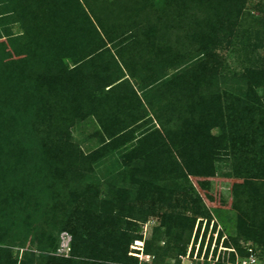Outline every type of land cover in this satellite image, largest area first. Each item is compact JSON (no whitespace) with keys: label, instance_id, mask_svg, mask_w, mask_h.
Instances as JSON below:
<instances>
[{"label":"rangeland","instance_id":"obj_1","mask_svg":"<svg viewBox=\"0 0 264 264\" xmlns=\"http://www.w3.org/2000/svg\"><path fill=\"white\" fill-rule=\"evenodd\" d=\"M79 1L0 0V264H57L53 257H60L53 250L62 232L73 238L74 256L66 258L72 259L70 264H159L134 242L119 249L118 231L141 235L142 241H151L159 253L169 244L163 264H199L193 255L182 261L178 256L180 248L188 252L196 230V245L202 237L204 242L224 239L225 245L237 247L252 230V221L249 219V228L240 223L245 215L235 195L245 180L251 184L244 197L264 189V135L259 133L254 140L238 136L235 147L234 143L229 147V140L236 136L229 124L224 126L228 142L209 158L200 159L199 152L205 146L198 145L181 161L177 149L183 147L180 132L164 131L155 117L169 115L166 108L170 101H158L156 88L171 81L189 66L186 64L203 61L207 71L199 67L197 74L206 81L202 85L206 94L213 90V96L221 97L225 114L227 103L234 107L240 99L247 101L249 91L261 96L264 0L214 2L212 14L195 24L193 35L195 40L196 36L201 39L195 42V51L179 59L166 56L153 88L155 80L149 79L147 68L131 61H137L151 44L167 46L168 38L159 31L162 22L167 26L173 20L165 13L174 16L175 9L169 7L176 2L103 0L145 8L142 18L149 22L135 29L140 40H148L145 46L133 43L131 35H111L113 42L103 36L106 41L101 43L82 11L71 3ZM152 31H158L155 37ZM104 45L107 49L101 57L97 55L95 63L77 67L85 56H95ZM62 70L68 73L66 86L60 87L66 90L68 109L74 107L75 99H90L93 105L86 100L91 107L83 103L74 117L67 113V125L54 128L53 109L48 110L51 105L39 88L55 86L53 77ZM124 75H129L127 81L137 95L125 94L130 91L126 89L119 104L109 103L103 87ZM84 77L89 81L77 94L75 82ZM222 129L213 128L212 135L219 136ZM155 130L162 134L165 148L179 166L164 158L147 162L145 168L136 164L141 154L129 157L140 140ZM117 132H122L117 141L120 145L108 143L109 134ZM48 133L50 140H46ZM143 149L149 154L156 148L146 144ZM247 150L252 155L243 154ZM163 156L157 154V159ZM131 166L146 171L140 183H136ZM252 211L253 217L260 214L256 208ZM105 219L112 223L114 233L107 234L97 225ZM95 237L108 243L102 245L103 253L87 257L86 250Z\"/></svg>","mask_w":264,"mask_h":264},{"label":"trees","instance_id":"obj_2","mask_svg":"<svg viewBox=\"0 0 264 264\" xmlns=\"http://www.w3.org/2000/svg\"><path fill=\"white\" fill-rule=\"evenodd\" d=\"M52 1L53 0H51V2ZM142 1H139L140 6L143 3ZM218 1L226 2L222 0H171L170 1V2H176L171 7H169V9L171 8L175 9L174 16H170L168 13L169 11H166L165 16L174 17V18H172L173 20L167 26L162 24L163 23L162 22L161 25L163 26V28L162 31H159V32H163V34H165V37L168 38L167 46L162 44V46L158 47L154 45L155 43L151 44L152 46L147 49L148 51L143 50L140 52V56H138L137 61L135 60L131 61L137 63L135 66H139V67L144 66L145 68H147L146 72L148 73V75H150L148 76L150 77L149 79L153 78V80H155V84L152 86V88L157 85L156 82L160 78L159 72L163 69L162 65L164 63L163 61L164 58H166V56L168 55L170 56L172 54L175 58L179 59L182 57H187L192 55V52L195 51L194 48L195 42L196 41L199 42V40H201V39L198 40L197 36L195 40V35H193L195 24L199 20L200 21L205 20V19H201L202 16L212 14L214 2H218ZM65 3L70 4V2H65ZM71 3H73L74 7L77 6V8L82 11L83 18L89 21L90 25L92 26V30L96 33L101 43L103 41L105 43L106 41L105 39H107V41L113 42L115 38H112L111 35L114 34L118 36L131 35L133 37L132 38V41H134L133 43L143 44L146 46L148 40L147 39L140 40L139 36L136 35L135 33V29H139L141 24H145V22H149L147 18L146 20L142 18V14L144 12H147L144 10L145 8L143 10H140L136 6V4L133 3L115 2V1L103 2V0H83V2L79 1V2H71ZM220 4L223 5L222 3ZM181 5H182V9L180 8ZM167 8L168 6L165 5V9ZM146 14L147 17H150L149 12ZM152 23L150 22V26L153 27ZM154 26L156 27L155 22H154ZM157 32L152 31L153 37H155ZM103 36L105 37V39L102 38ZM136 36L138 37L136 38ZM129 47L131 46L129 45ZM101 49L103 50H97V52L98 51L99 52L95 56H92L94 54L85 56L83 58V61H80L79 62L80 64H78L77 67L81 65L87 66V63L88 64L95 63L96 60L94 59L97 57V55L98 57H101L104 54L103 51H105V49L107 48L104 45ZM186 65L189 66L184 70H182L180 73L173 76L174 78L171 81H167L163 84L159 83L160 86L159 87L157 86L156 88L157 93H159L158 97L160 95V98L157 99L158 101L161 100L164 101L170 100V101L167 104V108H166L169 112V115L164 117V116H159L157 114V116L155 117L157 119V122L159 123L160 128H162L164 131L171 133L176 131L180 132L182 137L179 138V140L180 142L182 141L181 144L183 145L184 149H182L183 147L182 148L177 147V149H179V154L181 155L180 156L181 161L186 160L185 157L188 150L194 148L195 146L198 147V145L199 147L205 146V148L203 150H200L199 152L200 159L204 160L206 158H209V156L212 153H214L215 150L220 149L221 145H224L225 143L228 142V140H226L227 136L224 134V129H225L224 126L229 124L235 128L234 134L236 135V136L234 135L235 139L232 137L229 140V145H227L229 147L231 146L232 143H234V141L237 140L236 138L238 136H242L244 139L253 138L252 140H254L256 139L257 136H259V133L264 135V129L260 131L261 128H264V90L261 96H259L257 93H253L252 91H249L248 93H246L245 96L247 97L248 100L244 101L240 99L239 105H235L234 107H232L233 105L232 103L230 104L227 103L228 104L227 114H225L222 107L221 97L213 96L215 94L213 90L211 92V95L206 94L205 92L206 88L202 86L206 81L203 80L201 76L197 74L199 67L207 71V68L205 67V62L200 61L194 66H191L190 64H186ZM105 78L106 76L104 77V79ZM128 78L129 75L126 76L124 75L119 77L114 82L111 83L107 82L108 84H106L104 87L109 88L108 90H105V88L103 87L102 91L103 93H105V96H107V100H109V103L116 101L117 104H119V101L125 98L126 96L125 94L137 95V93L133 90V87L130 84V82L127 81ZM66 79H68V73L65 70L64 71L62 70L59 76L53 77V80L56 82L55 86L51 87L46 84L42 89L41 86L39 88L40 91L39 93H41L43 98L45 97L46 99L45 101L51 105L49 106L50 108H48V110L53 109L52 114L54 116L51 120L55 122L53 124L54 128H56V126L60 128L62 123L67 125L68 122L67 113H69V117L70 116L74 117L76 112L78 111L81 112L80 107H83V103H85L86 100L91 106L93 105L92 102H90V99H83L84 102L81 99H75V101L72 104L74 107L71 108L69 106L68 109V105L64 101V97H65L64 92H66V90L64 89L60 90V87L66 86V82H67ZM92 79L94 80V78ZM88 81L89 80L84 77L83 79L81 78L75 82V90L77 91V94L81 91V89L85 87V85H87ZM126 89L128 91L130 89L129 93L123 94L124 90ZM89 104L85 103V105H89ZM96 106L97 105H94V107ZM231 107L234 108V110ZM55 108H61V110L57 111V109ZM226 120L228 121L226 122ZM240 121H242V125L239 127ZM115 122L116 125H119L120 123L119 118ZM215 127L223 128L219 136L212 135V129ZM257 130L259 132H256ZM51 131H54V129H51ZM122 132H117L115 135L109 134L111 141L108 143H115V145H120L119 143H117V141L118 138L121 136L120 134ZM50 137L52 136L50 133H48L46 140H50ZM161 137L162 134L159 131L155 130L154 132H151V134L145 136L143 140H140L141 142L140 144H138L139 146L135 147L128 154L129 157L132 158L135 156L134 158H138V155L141 154L142 156L140 158V162H137L136 163L137 165H145L149 161L158 162L165 158V159H169L173 163V165L175 164L176 166H179L176 164L177 163L176 160L174 159L173 161V159L171 158L170 152L165 148L166 145L165 143H163L164 140ZM59 142L60 141L58 140L57 143L59 144ZM146 144H152L156 149L152 150L151 153L149 154H145L143 146ZM234 145L235 143L233 144V146ZM47 149H49V147ZM234 151L235 149H232V152ZM249 151L248 150L244 151L243 154L250 155L251 153ZM161 153L164 154V156L161 159H157V154L161 155ZM147 166L148 164L145 165V168ZM130 171H132V174L134 175V177H136L135 178L136 183H140L138 181L140 180L142 174L146 175V171H144L143 169L140 170V167L137 169L131 166ZM140 171L142 173H140ZM143 181H145V179H143L141 182ZM241 184L242 185L239 186V189H237V193L235 195L237 196L235 197L236 204H239L241 206V211H243L245 215L244 219L240 218V223L243 225L245 224L249 228L250 227V225L248 224L249 219L252 221V225H251L252 228H250L252 230L246 232L245 241H253L256 243L264 244V189L263 188L259 189L255 191L252 195L244 197L245 192H248L250 190L251 182L245 180L244 183ZM252 208L254 209L256 208L258 212H260V214L257 215L256 213V217L251 216V214H253ZM97 225H99L100 227L102 225V228L106 229L105 231L107 234H112L115 232V230H113L112 228V223L107 219L100 222L98 221ZM191 230H193V227ZM59 235H58L57 243L54 246V250H53L55 252L59 243ZM117 235L121 236V239L116 241L118 245L115 243V245L120 247L119 249H121L122 247H126V245H129L130 242L133 243L135 240L142 238V236L139 234L134 235L126 231L125 232L118 231ZM168 235L170 238H173V236L170 234V231H168ZM175 238L179 239L180 236L179 237L175 236ZM181 240L182 238H180L178 241L180 242ZM234 242L236 244L237 240H235ZM106 243L108 242L107 241L105 242L104 239L102 240L101 243L95 237V241L92 247L86 250V252L88 251L87 257H89L90 255L91 256L96 255L97 253L98 254L103 253L102 245L106 246ZM120 245L123 246L121 247ZM169 246L170 245L168 244L166 248L163 249L160 248V250H162V253H159L153 248L152 242L148 241L144 243L143 252L145 253V255L153 256L154 262L163 264L165 254L171 249ZM72 248H73L72 256H74L73 243H72ZM186 251L187 248L183 250H181L180 248L178 251V256H181V254H185ZM40 257L42 258L43 256ZM60 258L53 257V259L56 260L57 264H70L72 262L71 261L72 259H66V258L60 259ZM137 261L138 260L136 259L135 263ZM15 263L16 262L13 261L8 262V264H15ZM179 263L180 261L178 262V264ZM82 264H90V263L83 262Z\"/></svg>","mask_w":264,"mask_h":264},{"label":"built area","instance_id":"obj_3","mask_svg":"<svg viewBox=\"0 0 264 264\" xmlns=\"http://www.w3.org/2000/svg\"><path fill=\"white\" fill-rule=\"evenodd\" d=\"M197 233L198 230L195 232L188 252L184 256H180L181 261L188 260L193 255L194 261L199 264H264V244L244 241L238 247H234L225 245L224 239L220 243L218 239L213 240V242L210 241V238L204 242V238L201 237L196 245ZM72 243L73 238L70 233H60L56 255L62 258H70L73 251ZM134 246L144 248V241L142 239L135 240Z\"/></svg>","mask_w":264,"mask_h":264}]
</instances>
